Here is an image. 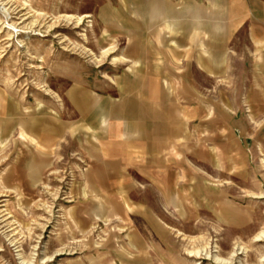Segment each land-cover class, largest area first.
Returning a JSON list of instances; mask_svg holds the SVG:
<instances>
[{
	"label": "rangeland",
	"instance_id": "374dc122",
	"mask_svg": "<svg viewBox=\"0 0 264 264\" xmlns=\"http://www.w3.org/2000/svg\"><path fill=\"white\" fill-rule=\"evenodd\" d=\"M239 3L247 12L231 24ZM263 8L264 0H0V264H264V85L253 81L264 39L252 37ZM189 55H229L230 70L210 79ZM174 64L195 73L202 104L193 118L180 109L166 174L174 188L162 197L135 173L130 216L86 219L89 150L99 141L69 94L135 98L125 87L143 67Z\"/></svg>",
	"mask_w": 264,
	"mask_h": 264
},
{
	"label": "crops",
	"instance_id": "0c3cea01",
	"mask_svg": "<svg viewBox=\"0 0 264 264\" xmlns=\"http://www.w3.org/2000/svg\"><path fill=\"white\" fill-rule=\"evenodd\" d=\"M242 4H237L232 10L231 24L238 22L239 12H247L245 4V10L240 8ZM252 27V37L260 44L261 37L264 39V26L253 22ZM225 36L227 39L230 37L228 23ZM220 49H223L222 45ZM227 57L229 55L191 56L195 65L210 79L222 76L226 67L230 70ZM176 58L180 59L178 55ZM259 58L257 63L262 75L253 81L264 85V55H259ZM174 67L175 64L173 69L164 70L143 67L138 77L140 81L125 87L126 91L137 95L135 98L110 101L83 89L72 90L69 94L75 112L91 127L99 141L98 144L93 143V150H89L94 159L85 176L88 193L84 209L86 219L104 217L109 220L130 216L133 208L135 210L130 201L135 173L146 178L162 197L166 186L174 188L173 183L166 181V174L173 172L174 149L181 140L180 109L184 108V118H193L196 111L191 108L202 107L196 98L195 73L180 74V70ZM85 98L87 103H83ZM48 133L45 131V140ZM96 148L101 153L100 158L96 157Z\"/></svg>",
	"mask_w": 264,
	"mask_h": 264
}]
</instances>
